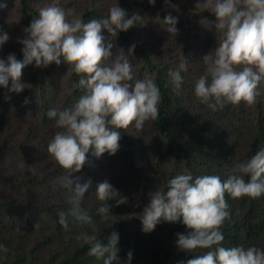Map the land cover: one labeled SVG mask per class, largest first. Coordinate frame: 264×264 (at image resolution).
Segmentation results:
<instances>
[{
  "label": "trees",
  "instance_id": "trees-1",
  "mask_svg": "<svg viewBox=\"0 0 264 264\" xmlns=\"http://www.w3.org/2000/svg\"><path fill=\"white\" fill-rule=\"evenodd\" d=\"M203 0H0V29L9 36L0 49V59L10 54L23 61L19 43L39 9L50 4L74 9L85 22L107 16L114 4L128 18L138 14L141 22L115 38L114 60L122 51L133 65L134 79L151 77L160 89V117L149 121L142 131L121 130L119 150L96 158L90 149L88 163L70 177L91 187L81 203L82 210L95 223L81 226L70 213L72 191L61 178L66 173L51 158L47 145L60 129L50 120V109L72 107L83 94L74 87L79 77L61 60L59 65L37 68L35 63L22 70L26 88L19 94L0 87V264H102L89 256V245L76 237L95 234L102 244L118 233L120 249L113 264H186L195 255L177 246V234H188L182 221L161 220L149 233L142 231L141 214L150 203V194L167 189L168 181L189 172L193 178L217 175L222 181L233 174L236 164L251 159L264 149V80L257 103L227 105L213 111L195 95L197 80L203 75V57L216 47V18L196 7ZM168 15L177 19V34L171 35L163 23ZM134 46V47H133ZM181 57L188 61L181 71L183 83L177 92L170 72L179 69ZM111 60L106 63H111ZM27 101V103H25ZM37 175L29 172V167ZM247 180L248 177H245ZM107 181L118 194L108 201L111 219L98 213L101 201L96 186ZM124 199L126 203L118 204ZM230 218L221 229L222 246H256L264 249V195L232 199L225 194ZM66 216L68 228L59 223ZM36 225H38L36 227Z\"/></svg>",
  "mask_w": 264,
  "mask_h": 264
},
{
  "label": "clouds",
  "instance_id": "clouds-1",
  "mask_svg": "<svg viewBox=\"0 0 264 264\" xmlns=\"http://www.w3.org/2000/svg\"><path fill=\"white\" fill-rule=\"evenodd\" d=\"M152 6L156 0H148ZM169 3V0H165ZM3 7V5H0ZM196 7L208 11L216 18V47L203 57L205 70L195 85V95L210 109L216 111L227 105L247 106L257 103L261 95L258 86L264 80V0H203ZM138 14L128 18L119 4L112 5L102 19H84L74 9L67 11L55 4L39 9L25 29L22 44L23 61L10 54L0 59V87L21 93L26 84L21 82L22 70L35 63L37 68L59 65L61 60L79 77L74 87L83 90L75 104L64 110L50 109L47 116L55 120L60 129L47 145L48 154L64 170L61 178L64 187L70 188V215L81 225L96 231L92 218L81 208L82 200L91 187V180L81 184L70 177L81 172L88 163V153L99 158L105 152L111 155L119 150L121 130L134 127L142 131L147 122L160 117V89L151 77L134 79L133 65L121 51L114 60L113 44L106 42L104 33L115 38L141 22ZM177 19L168 15L163 23L171 35L177 34ZM9 36L0 29V49ZM134 47V46H133ZM111 60V63H106ZM187 59L181 57L179 69L170 72L174 89L179 92L183 83L181 71L187 70ZM27 103V101H25ZM29 172L37 175L35 167ZM245 177H248L246 180ZM96 198L103 202L98 213L102 220L112 218L108 201L118 194L107 182L95 189ZM232 199H256L264 195V149L250 160L235 165L233 174L222 181L217 175L197 176L189 172L170 179L167 189L150 194V203L141 214L142 231L152 232L164 220L182 221L188 234H177V246L195 255L186 264H264V249L256 246L224 247L221 231L230 218L225 194ZM118 204L126 203L124 199ZM59 223L68 228L66 216L59 214ZM38 225H36L37 227ZM89 245V256L102 264H113L120 249L119 236L113 232L107 244L95 234L81 233L76 237ZM0 251L7 249L0 245ZM130 264L132 253L127 254Z\"/></svg>",
  "mask_w": 264,
  "mask_h": 264
}]
</instances>
